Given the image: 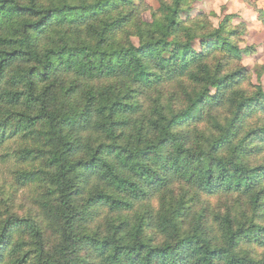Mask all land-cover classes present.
Wrapping results in <instances>:
<instances>
[{
  "label": "trees",
  "instance_id": "obj_1",
  "mask_svg": "<svg viewBox=\"0 0 264 264\" xmlns=\"http://www.w3.org/2000/svg\"><path fill=\"white\" fill-rule=\"evenodd\" d=\"M154 1L0 0V264H264L245 22Z\"/></svg>",
  "mask_w": 264,
  "mask_h": 264
},
{
  "label": "rangeland",
  "instance_id": "obj_2",
  "mask_svg": "<svg viewBox=\"0 0 264 264\" xmlns=\"http://www.w3.org/2000/svg\"><path fill=\"white\" fill-rule=\"evenodd\" d=\"M150 5L155 6L154 0H147ZM192 15L202 12L210 16V20L214 26L226 16H234L235 23L245 22L246 35L241 44V48L249 46L254 47V53L251 56L243 57L242 64L250 70L263 68L264 69V27L257 20V15L254 12L251 4H255L258 9H264V0H190ZM256 16V17H255ZM145 21H150L148 12L142 15ZM195 49L199 50V43L194 44ZM256 75L253 74L254 82ZM261 83L264 89V71L261 76Z\"/></svg>",
  "mask_w": 264,
  "mask_h": 264
},
{
  "label": "crops",
  "instance_id": "obj_3",
  "mask_svg": "<svg viewBox=\"0 0 264 264\" xmlns=\"http://www.w3.org/2000/svg\"><path fill=\"white\" fill-rule=\"evenodd\" d=\"M256 17V16H255Z\"/></svg>",
  "mask_w": 264,
  "mask_h": 264
}]
</instances>
